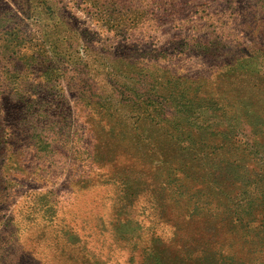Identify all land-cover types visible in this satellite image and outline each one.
<instances>
[{
  "label": "rangeland",
  "instance_id": "374dc122",
  "mask_svg": "<svg viewBox=\"0 0 264 264\" xmlns=\"http://www.w3.org/2000/svg\"><path fill=\"white\" fill-rule=\"evenodd\" d=\"M0 264H264V0H0Z\"/></svg>",
  "mask_w": 264,
  "mask_h": 264
}]
</instances>
